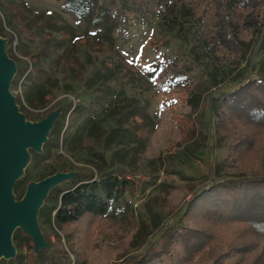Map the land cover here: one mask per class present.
<instances>
[{
  "label": "trees",
  "instance_id": "16d2710c",
  "mask_svg": "<svg viewBox=\"0 0 264 264\" xmlns=\"http://www.w3.org/2000/svg\"><path fill=\"white\" fill-rule=\"evenodd\" d=\"M150 4L160 13L179 9L192 27V33L186 35L190 51L206 66L242 62L246 58L243 40L253 33L260 35L258 47L264 56V0H66L61 12L98 24L103 38L113 42L124 35L130 23L126 10L146 26ZM8 13L0 4V36L8 42L17 38L34 47L31 64L24 63L9 88H16L23 78L16 103L25 118L38 121L58 105L51 104L58 86L52 74L53 64H58L63 53L48 46L68 41L71 29L59 22L60 14L47 11L26 12L21 28H16ZM5 19L11 32L5 30ZM163 26L178 35L185 29L182 21L168 16ZM79 43L84 55V60L79 59L82 72L90 68L88 78L104 85L114 81L113 65L121 62L109 52L93 58L86 49L88 43ZM120 73L131 88L144 89L150 83L160 100L159 114L150 129L149 121L138 112L122 117L124 136L142 142V162L152 166L171 148L188 143L189 134L186 137L182 120L196 111L199 97L192 91L193 81L178 55L165 56L148 83L144 72L130 62H125ZM89 111L85 103L66 105L41 152L29 150L26 174L13 186L16 199L23 196L30 173L58 146L66 115L67 122L91 121ZM214 119L215 132L227 147V162L221 169L224 178L194 193L186 202L189 187L166 189L163 207L169 211L184 205L182 224L171 229L168 236L160 235L151 250L130 264H264V58L258 77L247 79L216 99ZM119 120L108 132L107 142L118 140ZM131 184L121 171L109 168L76 174L52 187L37 215L48 249L34 253L31 238L17 228L12 235L15 248L18 251L27 245L30 253L17 252L11 259H0V264H110L119 258L122 249L105 239L108 235L119 237L120 222L125 216H133L125 191ZM125 239L129 243L131 237L125 234Z\"/></svg>",
  "mask_w": 264,
  "mask_h": 264
},
{
  "label": "rangeland",
  "instance_id": "374dc122",
  "mask_svg": "<svg viewBox=\"0 0 264 264\" xmlns=\"http://www.w3.org/2000/svg\"><path fill=\"white\" fill-rule=\"evenodd\" d=\"M65 1L0 0V4L9 12L10 23L16 28H21L26 12L47 11L54 15L60 14L59 22L71 29V34L68 41L61 46H48L52 51L63 53L58 64H53L52 76L57 77L58 81L51 102L58 105L53 111L62 113L69 102L72 106L85 103L91 109L89 116L93 115L91 121L81 120L74 123L69 120L67 122V114L58 146L52 149L49 159L37 165L27 180L36 182L50 172L76 175L97 169L121 171V175L132 183L125 191L126 199L132 205L133 216H125L120 222L122 230L119 237L108 235L105 240L122 249L119 258L110 264H130L151 250L152 244L160 235L166 237L171 229L182 224L181 212L184 205L169 211L163 207L166 189L189 187L186 202L194 193L224 178L221 169L227 162V147L215 132V102L247 79L259 76L264 58L258 47L260 35L253 33L243 40L246 58L242 62H227L211 68L195 60L191 53L186 35L192 33V27L184 20L179 9L160 13L153 5H148L146 26L136 21L132 11L126 10L131 17L126 32L109 42L98 30V24H90L72 13H62L61 7ZM166 16L184 23L185 29L181 35L164 28L163 19ZM5 30L11 32L7 19ZM2 39L5 52L15 66L14 75L25 66V62L31 64L30 56L34 51L31 43L24 44L17 38H13L11 42L7 38ZM79 40L88 43L86 49L93 58L95 54L109 52L121 62L119 66L113 65L114 81H107L104 85L89 79V67L88 71L82 72L79 59L84 60V55ZM95 48L98 51L94 52ZM167 55L180 57L183 68L193 81L192 91L198 95L199 102L196 111L182 120L186 125V137L189 134L188 143L171 148L151 166L142 162V142L132 136H124L125 125L122 117L128 118L133 112H138L149 121V129L154 126L160 110V100L148 82ZM126 61L147 76L146 88H131L121 78L120 69ZM42 77L43 75L40 76ZM22 79L16 88L10 89L14 97L21 92ZM25 120L34 123L30 119ZM118 120V140L107 142L106 136ZM25 174L26 168L18 180ZM125 234L131 237L129 243ZM17 252L28 255L30 250L27 245H23L20 250L15 249V253Z\"/></svg>",
  "mask_w": 264,
  "mask_h": 264
},
{
  "label": "water",
  "instance_id": "95a60500",
  "mask_svg": "<svg viewBox=\"0 0 264 264\" xmlns=\"http://www.w3.org/2000/svg\"><path fill=\"white\" fill-rule=\"evenodd\" d=\"M0 36V259L15 256L12 242L19 228L33 243L34 253L48 249L39 223L38 210L50 189L74 175L56 172L36 182H28L23 196L16 199L13 186L30 162V152H41L58 113L53 110L44 118L29 123L10 92L15 66L4 49Z\"/></svg>",
  "mask_w": 264,
  "mask_h": 264
}]
</instances>
